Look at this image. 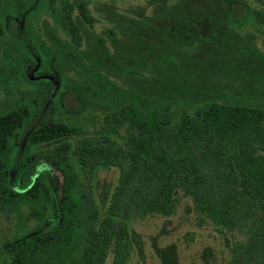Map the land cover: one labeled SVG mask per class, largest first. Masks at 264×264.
<instances>
[{"label":"trees","instance_id":"trees-1","mask_svg":"<svg viewBox=\"0 0 264 264\" xmlns=\"http://www.w3.org/2000/svg\"><path fill=\"white\" fill-rule=\"evenodd\" d=\"M168 1L165 16L153 7V40L147 5L136 17L126 8L120 40L117 16L105 37L93 33L82 0L90 29L59 13L72 35L73 90L83 105L32 128L24 125L30 99L0 115V213L12 222L0 264H105L109 253L110 264H127L139 242L132 222L168 218L186 197L199 224L239 233L227 245L228 264H264L260 82H247L248 66L226 52L197 49L181 28L188 21L178 0ZM101 169H114L115 180L101 181Z\"/></svg>","mask_w":264,"mask_h":264},{"label":"flooded vegetation","instance_id":"flooded-vegetation-1","mask_svg":"<svg viewBox=\"0 0 264 264\" xmlns=\"http://www.w3.org/2000/svg\"><path fill=\"white\" fill-rule=\"evenodd\" d=\"M77 1L0 0V115L22 111L26 99H30L32 114L24 125L32 128L47 119H66L71 111L83 105L73 90V80L78 76L71 67L72 63L77 65L73 62L74 55L67 47L72 35L68 34L69 27L58 22L61 13L87 23L78 10ZM82 1L86 3L87 14L95 18L94 34L105 37L106 28L113 26L111 16H117L115 24L120 40L121 15L126 12H121L118 0ZM167 1H145L144 13L150 22L147 40L154 39V3L161 5L162 16H165ZM178 3L180 17L188 21V25L182 23L181 26L186 36L193 37L199 50L226 52L230 60L247 65V70L243 71L245 80L260 82L264 108V0H178ZM138 7L130 6L132 16L138 15ZM134 21L133 32L139 28L136 19ZM98 24L102 26L97 30ZM160 31L164 33L166 29L161 27ZM130 41L135 46L136 35L131 34ZM82 45L85 47L86 41ZM57 51H61L63 57L58 58ZM28 83H34L35 87L29 88ZM25 145L26 138L16 148L19 157ZM18 184L21 185L20 181Z\"/></svg>","mask_w":264,"mask_h":264},{"label":"rangeland","instance_id":"rangeland-1","mask_svg":"<svg viewBox=\"0 0 264 264\" xmlns=\"http://www.w3.org/2000/svg\"><path fill=\"white\" fill-rule=\"evenodd\" d=\"M96 2V0H94ZM146 0H118L121 12L132 4L145 5ZM169 2V1H168ZM161 5L154 3V9ZM106 23V22H105ZM101 24L96 27L101 28ZM259 41V40H257ZM34 88V83H28ZM101 181H114V169H101L98 173ZM61 178V175L59 174ZM190 198H183L176 213L168 218L152 216L137 219L132 222V229L139 237V242L132 243V251L127 264H169L164 263L160 256L167 254L166 261L173 259L177 264H228L229 251L227 245L239 236L237 231L220 232L216 226L205 223L199 224L195 219ZM11 221L0 213V240L11 232ZM173 245L175 248L171 249ZM166 248L171 250L168 252ZM209 249V252L205 250ZM112 253H109L105 264H110Z\"/></svg>","mask_w":264,"mask_h":264}]
</instances>
